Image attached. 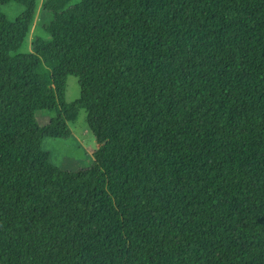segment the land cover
Returning a JSON list of instances; mask_svg holds the SVG:
<instances>
[{"label": "trees", "instance_id": "16d2710c", "mask_svg": "<svg viewBox=\"0 0 264 264\" xmlns=\"http://www.w3.org/2000/svg\"><path fill=\"white\" fill-rule=\"evenodd\" d=\"M73 1L27 55L34 8L0 11V264H264V0ZM80 111L95 163L63 172Z\"/></svg>", "mask_w": 264, "mask_h": 264}, {"label": "rangeland", "instance_id": "374dc122", "mask_svg": "<svg viewBox=\"0 0 264 264\" xmlns=\"http://www.w3.org/2000/svg\"><path fill=\"white\" fill-rule=\"evenodd\" d=\"M47 0H10L9 4L1 7L0 11L11 22L16 21L24 12L25 7L34 8L33 23L30 31L17 54L27 55L32 53V46L36 38L48 39L43 30V23L51 22L52 16L44 13V3ZM65 14L75 13L79 17L82 12L81 5L77 0L73 1L64 10ZM46 51L39 52L43 57ZM96 89V79L89 75L82 78L69 77L66 81L65 103L71 104L78 101L81 96L89 97ZM50 114L46 112L37 113V124L40 127L50 122ZM72 137L69 140L47 139L41 146L42 152L48 157L49 163L63 172H77L90 169L94 166L93 157L99 147L93 134L86 123V113L80 111L77 118L68 123Z\"/></svg>", "mask_w": 264, "mask_h": 264}]
</instances>
